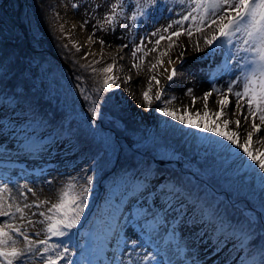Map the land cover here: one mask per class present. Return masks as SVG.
<instances>
[{
    "label": "snow or ice",
    "instance_id": "6c2138e0",
    "mask_svg": "<svg viewBox=\"0 0 264 264\" xmlns=\"http://www.w3.org/2000/svg\"><path fill=\"white\" fill-rule=\"evenodd\" d=\"M134 2L136 11L132 12L130 17L133 27L141 17L155 19L150 9L161 12L164 10L159 8V0ZM163 3L179 4L186 11L179 14V18L170 19L163 29L158 28L150 33L153 37H159L155 40L153 48L145 51L144 41L141 39L132 49L134 61L139 52H143V57H147L149 51H156V46L162 40H169L168 49L171 50L177 46L172 43L173 37L187 35L191 40L194 34H200V38L193 43L195 51L202 52L207 48L210 58L218 52L221 54L227 52V58L223 61V72L234 74V70H238V74L235 75V79H229L224 86H218L215 79H212L210 90L205 91L202 96L204 102L202 114L199 111L191 113L187 108L183 109V114H178V110L168 107L176 97L165 98L167 87L175 82L179 74V69L172 67L167 76L169 84L165 88H159L160 80L155 75L150 77L148 88L142 93L144 101L142 106L153 110L151 91L154 81L158 88L155 93L157 104L154 110L183 126L180 134L186 143L190 146L194 144L198 152L203 149L201 155L204 157L209 155L216 157L222 162L225 170L234 167L236 176L246 175L251 180L252 174H258L255 176L260 190L258 219L260 227L264 229V152H255L251 147L254 136L264 131V0H163ZM124 6L125 0H116L103 23L114 29L117 17L124 14ZM72 7L77 9L79 5L73 3ZM167 11L171 12L173 9L168 8ZM87 23L85 20L84 24ZM206 29H211V32H207ZM163 33L168 35L165 36ZM91 39L89 37L90 41ZM104 43V40L100 41L101 45ZM73 46L77 52L81 51L75 44ZM121 47L127 48L128 45L124 44ZM168 55V51L160 52L161 58ZM161 58L151 65L152 69L163 65L164 61ZM178 59L183 64L184 52H181ZM168 63L171 64L172 60L169 59ZM114 64L115 61L99 69L89 64L93 74H104L101 86L92 90L97 98H93L82 85L78 86L85 102L86 122L91 134L101 142L109 155L113 154L116 148L111 138L106 136L100 127L103 114L99 95L121 87L117 82L118 78L112 74ZM140 66L135 62L132 65L136 69ZM11 70V63L0 62V83H3ZM79 79L80 77H77V80ZM125 82L130 83L131 77ZM193 92V88L186 89V94L192 96L194 107L201 97L194 96ZM213 94L220 97L216 100L219 105L218 111L209 110V100ZM22 95V90H15L10 97L7 93L2 94L8 97L4 101L6 106H10L14 112L20 106L19 97ZM229 97L235 98V109L240 112L245 122L251 118V131H247L243 142L240 131L230 130L229 126L233 122L222 119L226 115L224 109L231 106ZM245 108L247 115L244 114ZM17 114L26 117L27 122L19 119L15 121L0 119L7 121L0 124V131L5 136L13 135L23 140L21 147L29 151L45 150L47 141L42 138V134L49 122L33 107ZM197 120L199 122H196ZM234 123L237 129H241V119H236ZM9 128L14 131H5ZM68 128H71V123ZM21 132L23 136L20 135ZM48 141L55 143L56 139L50 135ZM159 151L161 156L159 163H164L165 159L176 162L184 159L175 152L164 149ZM154 164H158L156 156H150L148 159L140 157L135 158L128 166L121 165L119 171H114L105 204L107 216L104 227L99 231L82 234L86 239L77 245L80 250L78 260L73 259V252L69 247L70 238L74 230L81 225L85 211L89 207L94 175L84 170L83 176L70 178L58 193L56 202L45 199L20 203L11 195L12 188L9 187V183H0V218H3L0 220V264H36L37 259L39 264H200L199 259L191 254L190 246L185 243L182 247L178 242L177 233L181 229H192L194 231L190 232V235L201 241L207 237L217 247L225 242L223 235L229 229L234 233L238 231L245 238L253 235L257 217L243 214V220L237 222L233 229L230 220L220 216L216 209L207 203L206 198H202L194 191L195 185L191 179H181L178 176L174 178L171 175L167 178L162 177L161 169L158 166L153 167ZM184 167L193 168V165L185 162ZM194 175H199V169L194 170ZM80 180L84 183H80ZM17 189L27 190L20 192L25 201L27 193L35 195L34 189L27 183L17 185ZM45 206L47 207L44 211H29ZM33 216H39L41 219L34 220L31 218ZM36 225H40V228L30 232L29 230ZM205 228L211 229V235L203 230ZM41 235L43 238H38ZM213 236L215 240H212ZM260 238H264V235ZM248 247L255 248V241L249 240ZM186 251L190 253L188 259H185ZM257 251L259 261H253L252 264H264V247ZM241 264L248 262L241 261Z\"/></svg>",
    "mask_w": 264,
    "mask_h": 264
},
{
    "label": "rangeland",
    "instance_id": "374dc122",
    "mask_svg": "<svg viewBox=\"0 0 264 264\" xmlns=\"http://www.w3.org/2000/svg\"><path fill=\"white\" fill-rule=\"evenodd\" d=\"M115 2L116 0H55L54 10L58 17L56 27L54 28L55 36L62 46L69 47L76 52L74 58L79 59L81 61V65H83L84 68L92 70V68L89 67V64H92V62L89 61V58L93 57L94 53H97L94 51H102L103 54H101L104 59L112 55L117 60L116 63L120 64V66L122 65L118 69L117 66H114L113 68L115 76L119 78L118 83L121 84V87L110 92L112 105L114 108H116L121 116L139 121L141 126L151 129L149 135L132 143V148H142L140 147L141 145H143L144 148L149 147V145L155 140V138H153L155 130L159 131L160 129H163V131L161 130L162 135L160 136L162 142H166V144L169 141H173L172 144L180 143V148L175 146V154L183 156L184 159L179 161L181 166H184V163L188 162L193 165L194 170L199 169L201 174H205L206 179L213 178L214 176L216 181L219 182V189H221L220 185L224 181L228 185V193L231 194V204L238 209L242 208V210L247 214L257 217L256 227L252 236L247 238H245L243 235L236 237L233 230L229 229L223 235L225 242L221 243L218 247L209 241L207 237L201 241L196 236L190 235V232L194 231L192 229L183 228L177 233V239L180 245L183 247L185 243H187L190 246L191 254H194L199 259L200 264H241V261H247V259L244 257V255L247 254L244 252L246 250L245 244L247 245V241L249 240L255 241L257 237L256 228L257 226H260L258 222L260 190L257 186V180L255 179V176L258 174H252L253 178L251 180H249L246 175L236 176L234 174V167H229L225 170L222 162L217 160L216 157L212 155L204 157L201 155L203 149H200L198 152L194 144L190 146L188 143H186L185 140H183L184 137L180 134L183 126L178 125L177 122L171 121L170 118L167 117H164L162 124H159L162 120L161 117L163 116L154 110L157 104L155 101V93L158 90L157 86L153 85L151 91V95L153 97V110H149L142 106L144 104L142 93L147 90L148 87H145V85L141 83V79L139 78L141 74L140 69L146 62L147 67L145 66L144 69L146 68V73L153 76V71L150 70L151 65L153 64V60L151 61L150 58L152 51H149L147 55L148 57H143V52L137 53V58L134 61L131 55L132 49L140 43L141 39L144 41L145 51L153 48L155 46V40L159 37H153L150 35V33L158 28L162 29L160 26H165V24L170 22V19L179 18V14H182L184 11H186V9L179 4H165L163 3V0H159V8H163L164 10L161 12L159 10L153 11L150 9V11H152L153 15L155 16V19L153 20L151 18L141 17L135 22V26L133 27V21L130 19V17L132 12L136 11V5L134 0H125L124 14L117 17V24L113 29L110 25L103 23V21L106 15L109 14L111 5ZM73 3L78 4L79 7L74 9L72 7ZM145 7H147V5H145ZM168 8H172L173 11H167ZM20 20L21 19L18 20L19 24ZM85 20L88 21L87 24H84ZM26 22H29L32 26H34V19L31 15L26 17ZM101 24L103 25L102 27ZM61 25L63 26V31H61ZM22 26L23 25H21V28L23 33L26 35V39L29 44L30 39L28 31H26V27ZM70 28L74 29V34L76 33L80 43L82 42V44L78 46L81 49L80 52H77L76 47L73 46L75 42L73 40H69L70 33H68L67 29ZM24 30L27 32V34L24 32ZM146 33L148 35H146ZM182 36L183 39L187 40V35ZM89 37L92 38L91 41L89 40ZM101 40L105 41L104 45L100 44ZM149 41H151V43ZM110 42H116L117 52L115 50L114 52L113 50L107 52L106 49L108 47V43ZM124 44H127L128 47H121V45ZM84 45L87 47L86 51H83L85 48ZM156 47L158 53L156 57L154 56V61L160 58V49H162V46ZM208 52L209 50L207 48H205L202 52L192 51L190 52L191 54L188 53V56H185L186 60H184L185 62L182 65L174 66L179 69V74L176 77L175 82L170 87H167L165 98L170 96L176 97V99L170 103L168 107L170 109L178 110V114H183V109L185 108H187L191 113L199 111L202 114L204 111V102L202 96L205 91L210 90L212 79H215V83L218 86H224L229 79H235V75L238 74V70H234V74H226L223 72V61L227 58V52L224 54L218 52L212 58L209 57ZM86 54L87 58H85ZM101 54L99 56H101ZM141 57H143V59H141ZM146 58L147 60H145ZM161 59H163L164 63L163 65L157 66L159 73L156 77L160 80L159 88H165L169 84L168 80L164 82L165 68L167 67V61L169 59H165L163 57ZM134 62L141 65L139 69L132 67ZM103 64L104 63L92 65L99 69L103 67ZM65 67L66 71L72 75V69L70 65L66 63ZM34 74L40 83L45 85V78L38 74V69L34 71ZM98 75L103 79V73ZM129 77H131L132 81L130 83H126L125 81ZM70 79L73 80L71 76ZM187 88H193V95L196 97H201V99L196 101L194 107L192 106V96L186 94ZM203 88L206 89L203 90ZM201 90L203 91L201 92ZM229 99L233 100L234 97H229ZM231 107L232 101L231 106L224 109L226 115L222 117V119H228L233 122V120L230 119ZM76 110H78L77 106ZM218 110L219 106L214 107V109L210 111ZM8 111L9 109L6 107V104H1L0 102V119L7 120V117H11L14 121L17 119L21 121L23 120V116H17V111L14 112V116L12 112L9 116L10 113H8ZM244 114L247 115L246 108L244 110ZM196 122L199 121L197 120ZM234 122L230 124L229 128L230 130L240 131L241 142H243V140L246 138L247 132L245 131V128L247 126L241 125V129H237ZM2 123H7V121H0V124ZM184 130L194 131L189 129ZM5 131L14 130L9 128L5 129ZM50 135L55 137L54 134L47 132L42 134V138L47 141V147L45 150L34 152L24 148L28 156L22 162H20L23 167H16V164H19L18 160L21 159L12 157V152L23 144V140H19L13 135L5 136L3 132L0 131V162L4 164L7 162V164H9L7 168H0V183H3V180H7L8 178H16L19 185L29 183L30 185L28 184V186L34 189L35 195L27 193L26 201H24V197L19 196L20 203H32L33 201H41L45 199L49 200L50 202H56L58 193L64 184L70 180V178L83 176L84 170H88V174L94 175L92 193L89 197V207L85 211V216L82 218L81 225L78 226L77 230H74V234L70 238L71 243L69 244V247L73 252V259L78 260L80 250L77 245L83 243L86 239V237H83L82 234L89 231H99L104 227V221L107 216L105 211L106 202L100 203L98 205L99 208L96 207L99 200L98 194L102 193V191L100 190V184L98 183L99 178L97 174L91 170V160L86 153V147L80 145L77 146V150H74L73 147L68 146L71 137H64L62 139H57L55 137L56 142L52 143L51 141H48V137ZM261 141L262 140L260 139L259 134L254 136L251 147L255 152H264V142ZM73 145L75 146L76 144L73 143ZM168 162L177 163L176 161ZM200 169H202V171ZM160 175L162 176V174ZM79 182L84 183L83 180H80ZM227 187L225 185L222 187L225 194L227 193ZM22 191L26 192L27 190L20 189L19 193ZM11 194H13V191ZM12 196H14V194ZM208 201L210 205L216 209L220 216L230 220L231 222H234L232 214L227 213V211L223 210L221 206L216 208L218 204L217 198L212 199L211 201L208 199ZM46 207L47 206L40 209L33 208L29 211H44L46 210ZM31 218L34 220L41 219L39 216H33ZM2 219L3 218H0V220ZM235 227L236 225H233V229H235ZM39 228L40 225H36L35 228H32L29 231L35 232ZM203 230L208 231L211 235L210 228H205ZM181 233L183 236L182 239ZM38 238L42 239L43 235ZM212 240H215L214 236L212 237ZM262 246L264 245H259V247ZM189 255L190 253L186 251L185 259H188ZM253 261H259V254L254 255L251 257V261L247 262L248 264H252ZM36 264H39L38 259L36 260Z\"/></svg>",
    "mask_w": 264,
    "mask_h": 264
},
{
    "label": "trees",
    "instance_id": "16d2710c",
    "mask_svg": "<svg viewBox=\"0 0 264 264\" xmlns=\"http://www.w3.org/2000/svg\"><path fill=\"white\" fill-rule=\"evenodd\" d=\"M4 4H7V7H4ZM54 5L55 0H0V62L12 65L11 72L3 83H0V102L4 104L15 90H22L23 95L19 97L20 106L15 112L19 113L22 110L26 112L29 107H33L44 120L49 122L43 133L54 134L57 139L71 137L68 146L73 147L74 150L78 149L77 146H85L91 160V170L95 169L93 172L99 178L98 183L104 186L103 201H105L109 195V185L114 171H119L121 165L128 166L135 158L140 157L161 158L160 149L175 152L176 147L180 148V143L162 142L160 136L163 129H160L161 133L155 130L153 136L155 140L149 147L132 148L131 144L149 135L151 129L141 126L139 121L121 116L112 105L111 93L103 92L99 95L103 114L100 127L103 133L111 138L116 148L111 155L105 151L101 142L91 134L86 122L85 102L78 89V86L82 85L89 94L93 95V98H97L92 90L101 86L102 78L93 74L92 70L81 67V61L74 58L76 52L62 46L58 41L54 32L58 21ZM28 15L34 19V26L26 22ZM19 19L24 20L30 39L29 44ZM66 63L70 65L72 75L66 71ZM36 69L38 74L45 78V85H42L35 76ZM77 77L80 79L77 80ZM3 93H7L8 97L2 96ZM6 107L9 109V116L11 112L14 116L12 108ZM8 119L13 118L7 117ZM161 119L159 124H162L164 117ZM22 121H27V118L23 116ZM69 123H71L70 129ZM20 135L23 136V132ZM73 143L76 145L74 146ZM165 160L164 163H159L157 160L158 164L153 165L161 169L162 176L191 179L195 185L194 191L202 198H206L209 205L208 199L211 201L217 198L216 208L221 206L227 213L232 214L233 225L243 220V214L247 213L241 207L238 209L231 204V194L228 193L229 188L224 181L219 189V182L214 176L206 179V175L201 174L200 171L197 176L194 175L193 168H185L179 162L170 163ZM223 184L227 187L226 194L222 189ZM258 222L260 225L259 219ZM256 231L255 248L248 247L249 241L247 245L245 244L244 252L247 254L244 257L248 262L251 261V257L258 255L259 245H264V238H260L264 235V229L257 226ZM235 236L240 237L242 234L237 231Z\"/></svg>",
    "mask_w": 264,
    "mask_h": 264
},
{
    "label": "bare ground",
    "instance_id": "6f19581e",
    "mask_svg": "<svg viewBox=\"0 0 264 264\" xmlns=\"http://www.w3.org/2000/svg\"><path fill=\"white\" fill-rule=\"evenodd\" d=\"M65 20V19H64ZM73 22V21H72ZM70 23V22H69ZM168 24V23H167ZM167 24H165V26L167 25ZM74 25V24H73ZM161 25V24H160ZM163 25V24H162ZM71 26V25H70ZM162 29H163V27H164V25L163 26H160ZM155 29V28H154ZM73 30L74 29H67V31H68V33H70V39L69 40H73L74 42H75V44L77 45V46H80L81 44H82V42L80 43V41L78 40V38H77V35H76V33L74 34V32H73ZM171 31V30H170ZM206 31L207 32H211V29H206ZM76 32V31H75ZM165 36H167V33L165 34V33H163ZM83 35V34H82ZM81 35V36H82ZM81 38V37H80ZM200 38V34H194L193 35V37H192V39L191 40H189V38H187V40L186 39H183V36L181 35L179 38H176V37H173L172 38V43H174V45H177V46H175V47H173L171 50H169L168 49V44H169V40H167V39H165V40H162L161 42H160V44L158 45L159 47H161L162 46V49H160V52H161V50L162 51H168L169 52V55L168 56H164L163 58H167V59H171L172 60V63L171 64H169L168 63V61H167V67L165 68V69H167L168 71H165V78H164V82L167 80V76H168V74L170 73V71H171V69H172V67H174V66H179V65H182L181 63H180V61H179V57H180V54H181V52H184V60H186L185 59V56H188V53H190V52H192V51H195V48L193 47V43L197 40V39H199ZM88 39V38H87ZM158 39V38H157ZM83 40V39H82ZM117 41V40H116ZM83 42H85V41H83ZM200 43H201V47L203 48L204 46H203V41L201 40L200 41ZM85 46V48L83 49V51H86L87 49V47H86V45H84ZM129 46H130V44H129ZM96 47V46H95ZM101 48V47H100ZM99 48V49H100ZM98 49V48H97ZM119 49V48H118ZM130 49V48H129ZM186 49V50H185ZM102 50V49H101ZM107 52L108 51H111V50H113V52H114V50L117 52V50H116V42H110V43H108V47H107ZM131 50V49H130ZM92 51V50H91ZM94 52H97V53H94L93 55V57H90L89 58V61L90 62H92V64H100V63H104L102 66L103 67H105L107 64H110V63H113V61H115V64H114V66H117V69L118 68H120L121 66H120V64H117L116 62H117V60L111 55V56H108V57H106L105 59L103 58V56H102V54H103V52L101 51V52H98V51H94ZM105 52V51H104ZM130 52V51H129ZM86 53V52H85ZM102 53V54H101ZM157 53H158V51L156 50V51H152L151 52V54H150V58H151V61L153 60V64L154 63H156V61H154L155 60V57H156V55H157ZM101 54V56H99ZM116 54V53H115ZM191 54V53H190ZM196 54V53H195ZM108 55V54H107ZM155 56V57H154ZM148 57V56H147ZM114 58V59H113ZM158 58V57H157ZM161 58V57H160ZM120 59V58H119ZM125 59V58H124ZM200 59V58H199ZM145 60H147V58L145 59ZM144 60V61H145ZM95 61H100V63H95ZM150 62V61H149ZM185 62V61H184ZM183 62V63H184ZM121 63V62H120ZM142 63V62H141ZM127 64V63H126ZM149 65V64H148ZM146 66V62H145V64L143 65V67L140 69L141 71V74H140V79H141V83H143L144 85H145V87L147 86L148 87V84H149V77H152V75H149L148 73H146V68L144 69V67ZM147 67V66H146ZM150 70L151 71H153V75H155V76H157L158 75V73H159V70H158V67L157 68H155V69H152V68H150ZM124 71V70H123ZM147 71H149V70H147ZM139 72V73H140ZM114 76H115V73H114V71H113V73H112ZM148 74V75H147ZM128 75V74H127ZM118 76V75H117ZM123 76V75H122ZM116 77V76H115ZM118 78V77H117ZM119 81V78H118V80H117V82ZM132 81V80H131ZM121 82V81H120ZM124 82V81H123ZM167 83V82H166ZM153 85H155V82L153 81ZM156 86V85H155ZM205 87V86H204ZM206 88H203V90H205ZM203 90H201V92L203 91ZM218 99H220V97L219 96H217L216 94H213V97L212 98H210V100H209V110H212V109H214V107H218L219 105L216 103V100H218ZM232 101V107H231V110H230V116H231V120H233V122L236 120V119H241V125H244V126H247L246 128H245V131L247 132V131H250L251 130V118H249V121L248 122H245L244 120H243V118L241 117V114H240V112L239 111H237L236 109H235V98L233 99V100H231ZM258 122V121H257ZM236 126V125H235ZM243 126V127H244ZM242 127V126H241ZM260 135V139L264 142V131H262V133L261 134H259ZM258 137V136H257ZM261 141V142H262ZM262 145V144H261ZM24 160V159H23ZM29 163V162H28ZM48 173V172H47ZM22 178V177H21ZM29 178V177H28ZM1 179V178H0ZM3 179V178H2ZM27 179V178H26ZM33 179V178H32ZM37 179V178H36ZM5 182H7V183H9V187L10 188H12V191H13V194H14V196L13 197H15L18 201H19V196H21L20 195V193H19V190L17 189V185H19V183H18V180L16 179V178H8L7 180H3V183H5ZM33 182V181H32ZM21 183V182H20ZM37 183V182H36ZM29 184V183H28ZM32 184V183H31ZM30 185V184H29ZM39 185V184H38ZM38 193V192H37ZM13 194H11V195H13ZM31 198V197H30ZM24 199V198H23ZM25 201V200H24ZM20 202V201H19ZM30 203V202H29Z\"/></svg>",
    "mask_w": 264,
    "mask_h": 264
},
{
    "label": "water",
    "instance_id": "95a60500",
    "mask_svg": "<svg viewBox=\"0 0 264 264\" xmlns=\"http://www.w3.org/2000/svg\"><path fill=\"white\" fill-rule=\"evenodd\" d=\"M23 24H24V21L21 19V20H20V25H23ZM26 31H27V30H26ZM26 31H25V32H26ZM26 34H27V32H26ZM28 41H29V40H28ZM159 160H160V159H158V161H159ZM165 161H166V160H165Z\"/></svg>",
    "mask_w": 264,
    "mask_h": 264
}]
</instances>
